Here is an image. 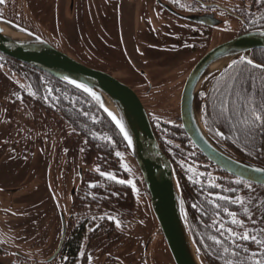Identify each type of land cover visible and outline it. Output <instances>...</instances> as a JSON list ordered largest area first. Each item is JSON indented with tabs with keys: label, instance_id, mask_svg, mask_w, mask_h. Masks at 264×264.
Listing matches in <instances>:
<instances>
[{
	"label": "trees",
	"instance_id": "obj_1",
	"mask_svg": "<svg viewBox=\"0 0 264 264\" xmlns=\"http://www.w3.org/2000/svg\"><path fill=\"white\" fill-rule=\"evenodd\" d=\"M0 57L6 58L2 54ZM244 58L253 63L247 64L245 59L235 60V64L232 61L213 79L210 98L205 105L208 116L202 112L201 121L207 133L225 149L244 160L263 164L264 135L261 132L264 130L252 125L251 121L249 125L252 130H249L248 126L241 125L240 115L231 120L219 115L220 99L227 93L230 100H236L235 92L240 90L241 85L249 89L242 93L248 96V103L264 104V70L255 67L264 64V49L248 52ZM238 75L240 79L234 80ZM232 84L236 88L228 93L225 86ZM26 87L27 113L32 115V122L50 123L61 140L68 168L76 160L81 166L80 179L66 220L68 236L60 252L63 263L93 262L88 250L103 252L107 246L113 250L117 243L126 241L120 236L124 233L121 224L134 219L136 203H141V200L149 202V193L136 162L133 160V165L129 159L132 156L122 136L96 98L28 65ZM247 115V112L243 113V116ZM158 123L159 134H154L161 150L175 168L183 218L201 264H225L226 259L233 261V264H254L258 257H253L251 253L260 251L256 244L244 241L243 246L237 244L234 249L230 247L232 242L229 240L224 245L229 248L225 253L211 237L217 235L221 222L226 227L242 230L239 226L231 225V218L223 211L224 208L236 212V218L245 221L247 231L259 234L264 229V186L232 176L212 164L187 138L179 124ZM217 132L225 135L219 136ZM125 155L129 162L125 160ZM131 167H136V175ZM101 172L111 173L116 179L103 176ZM238 180L242 183L237 184ZM140 192L142 196L137 197ZM217 194L230 199H218ZM233 200L237 202L233 203ZM216 203L221 206L219 209ZM260 238L264 239V236ZM243 247H247L248 251L245 252ZM233 251L237 254L233 255ZM1 259L3 256H0ZM7 264L16 263L8 261Z\"/></svg>",
	"mask_w": 264,
	"mask_h": 264
},
{
	"label": "rangeland",
	"instance_id": "obj_2",
	"mask_svg": "<svg viewBox=\"0 0 264 264\" xmlns=\"http://www.w3.org/2000/svg\"><path fill=\"white\" fill-rule=\"evenodd\" d=\"M28 1L30 12H27V0H4L0 5L5 19L20 22L24 26L32 25L35 34L93 69H108L113 61L124 63V59L127 61V55L136 70L143 71L146 80H149L144 81V85L149 82L152 86V95L141 97L140 100L154 119L153 122L172 124L178 120L181 90L192 64L182 65L183 62L189 61L187 58L182 62V59L176 62L169 61L170 58L162 60L159 53L153 56L159 55L161 60L157 64L161 68L145 61L142 53L145 41L140 34L146 19L154 21L156 18V22L152 24L169 25L176 23L173 19L161 18L156 13L148 17L146 13L136 10V0H122L121 3L119 0H112L113 9L115 4L117 7L116 14L110 10L104 23L99 15H104L102 8L106 7L109 0ZM235 28L236 26L229 24L223 32L211 35L209 44L214 46L230 40L235 36ZM99 45L105 50L109 49L113 58L111 62L95 52L94 47L99 48ZM3 70V73H0V100H3L5 95L12 94L13 90L17 94L21 87L26 88L17 68L8 70L7 73L13 76L12 78L4 74L6 69ZM111 70L108 71L119 77L116 74L120 72L118 66ZM180 71L184 72L177 74ZM120 79L123 78L120 76ZM210 80L213 79L207 78L200 87L201 111L204 108V95L201 93H206ZM143 88L145 90L147 87ZM144 94L145 92L142 95ZM19 113L22 114L20 120L27 122V133L24 135L27 144L21 145L19 149L11 146V142L6 139L8 135L12 137L13 132L18 129L8 133V129L4 130L5 122L0 117V244L10 248L9 257L12 259L9 262L12 263L20 264L21 261V264H24L23 260L13 258L21 254L29 257L24 261L25 264H31L30 260L33 258L36 260L33 264H69L63 263L61 248L55 256L54 253L61 235L60 215L64 214L66 220L68 219L71 192L78 185L81 166L76 160L70 170H67L68 160L61 148V140L50 123L32 122L33 117L30 112L27 113V108L19 109ZM228 113L230 112H225L223 117L228 116ZM25 124L22 121L19 123L21 127ZM9 125L13 127V124ZM19 131H16V134ZM126 159L129 162L127 155ZM129 159L134 165L133 157ZM131 169H135L136 175V167ZM139 196H142L141 192L137 195ZM136 204L134 219L121 224V230L127 234L126 241L117 246V251L107 246L103 251L104 255H96L93 257V263L87 264H174L158 231V224L149 202L141 200V203ZM0 263H8V260L3 258Z\"/></svg>",
	"mask_w": 264,
	"mask_h": 264
},
{
	"label": "water",
	"instance_id": "obj_3",
	"mask_svg": "<svg viewBox=\"0 0 264 264\" xmlns=\"http://www.w3.org/2000/svg\"><path fill=\"white\" fill-rule=\"evenodd\" d=\"M256 49H264L263 30L245 32L206 52L187 75L181 90L179 111L184 133L212 164L232 176L264 186V141L263 164L234 155L207 133L201 121L199 107L200 87L203 82L207 78L214 79L232 61L242 59L246 53ZM0 54L84 92L86 91L77 85L83 84L92 90L86 93L98 98L102 110L122 136L136 162L149 193L151 212L174 264H201V258L190 239L183 218L181 191L175 168L161 150L138 95L112 75L83 65L37 34L1 16ZM65 77L68 79L65 80ZM73 80L77 83H71ZM117 120L124 125L131 137V145L121 132ZM62 227V236L54 256L59 252L65 238L64 217Z\"/></svg>",
	"mask_w": 264,
	"mask_h": 264
},
{
	"label": "flooded vegetation",
	"instance_id": "obj_4",
	"mask_svg": "<svg viewBox=\"0 0 264 264\" xmlns=\"http://www.w3.org/2000/svg\"><path fill=\"white\" fill-rule=\"evenodd\" d=\"M109 1L110 2H108L106 7L102 8L104 15L102 14L99 15V18L103 23L105 21L106 14L110 10L115 11V14L117 11L116 4H115V9H113L114 3L112 2V0ZM121 1L122 0H119V3H121ZM40 4H41L40 5L41 10L43 11L44 8L42 2H40ZM134 7L136 8V10H140V12L146 13L148 17L156 13V15L161 18L170 17L176 22L170 25L165 23L152 24V22H156V18L153 19L154 21H148L147 19L145 20V23L143 24V28L140 32V34L143 37V40L145 41L144 48L142 50V53L145 57V61L150 62L152 64H156L159 67V64H157L161 60L159 59V55H161L162 60L170 58L169 61L171 62H176V60L178 59H182L180 60L182 62L184 58H187L189 59V61L183 62L182 65H186L189 63L192 64L191 66H189L188 73L206 52H208L213 47L225 42L223 41L213 46L209 44L211 35L223 32L224 29L228 28L229 24L236 26L234 37L243 34L245 32L258 30V29L262 30L264 26V2L254 3V0H136L134 2ZM30 11L31 9L29 5V1L27 0V12ZM2 12H3L2 6L0 5V16L6 18ZM12 22L35 33L33 31L32 25L24 26L20 22L17 21H12ZM48 43L54 46L52 43L50 42ZM94 49L95 52L103 59L110 62L111 60H113L109 52V49L107 48L106 50L103 49L102 45H99V48L98 46H95ZM124 53L126 55L125 51ZM148 53L152 55L149 56ZM158 53H159L158 56H153L154 54H158ZM5 57L6 58L0 57V73H3L4 71L3 69H6V72L4 74H7L9 76V74L7 73L8 70H12V68H17L20 71L19 74L23 77V80L27 84V65L23 64L25 66L24 67L20 65L22 63L14 59H11L7 56ZM125 57L127 61L123 57L124 63H118V61L116 62L113 61L112 62L113 64L109 66L110 69L108 68V69H97V70L104 71L115 77L114 74L108 70H111L113 68H116V66H118L120 72H116V74L119 75V77H115L116 79L129 86L138 95V97L140 96L139 97L140 99L141 97L144 98L145 96H149V95L151 96L152 95L151 93L153 92L151 84H148L149 82H146L144 85V81H149V80H146L143 71L136 70V67L129 62L127 55ZM182 72L184 71H180V73L177 74H181ZM120 76L123 79H120ZM9 77L12 78L13 76H9ZM132 81L135 82L132 83ZM214 81L215 80H210L208 82V87L205 93L206 95H204L203 98L204 109L206 103L210 98V91L212 89L211 86L212 83H214ZM11 83H13V81H11ZM145 86L147 88L144 90L143 87ZM18 92L16 94L13 90L12 94L9 93L3 97V100H0V117L5 122L4 130L7 131L8 129V133L10 131H13L14 129L20 130L18 134H16V131H18L16 130L15 132H13L12 137H10L9 135L6 137V139H8V141L11 142L10 143L11 146L18 147L19 149L21 145L27 144V139H25L24 137V135L27 133V127H26L27 122L24 120H20L22 114L19 113V109L27 108V87L26 88L21 87V89ZM143 92H145L144 96L142 95ZM18 102L24 103V105L23 104L20 105V103ZM146 112L148 114L153 132L158 136L159 123L156 124L155 122H153L154 119L152 118V116H150L148 109H146ZM202 112L203 114L205 113V115L208 116L206 109L205 111L202 110L201 113ZM18 117L19 120H17ZM21 121L24 122V124L26 123L24 127H21L19 125ZM9 124H13V127L12 125ZM172 124H176V125L179 124L182 128L180 122V113L178 116V120H176ZM67 170L70 169L67 167ZM75 188L76 187H74V189L71 192V200ZM70 205H71V201H70ZM62 217H64L65 228H67V221L65 215L62 214L60 215V226H61L60 239L63 230ZM26 228L27 225L25 226V229ZM65 231H66L65 238L62 243L61 250L68 236V232L66 229ZM126 235L127 234L123 233L120 236L125 238ZM122 243L123 242H120L119 244L117 243L115 245L116 246L115 249L113 250L117 251V246H119ZM88 251H90L88 254L90 258L93 257L95 258L96 255L99 256L104 255L102 251H95V250H88ZM10 254H11L10 248L0 244V256H3V258L6 259V261L7 260L9 261L12 259L9 257ZM13 258H15V260L17 258L23 260V263L25 264V262L28 260L27 258L29 257L20 254V255H15ZM34 261H36L35 258H33V260H30V263L33 264L32 262ZM99 262L100 259L98 260V263ZM19 263H21V261H19Z\"/></svg>",
	"mask_w": 264,
	"mask_h": 264
},
{
	"label": "snow or ice",
	"instance_id": "obj_5",
	"mask_svg": "<svg viewBox=\"0 0 264 264\" xmlns=\"http://www.w3.org/2000/svg\"><path fill=\"white\" fill-rule=\"evenodd\" d=\"M3 2H4V0H0V3H3ZM260 2H264V0H254V3H260ZM242 59H245L247 64L253 63L252 60H247L246 58H242ZM235 63L236 62L233 61V64H235ZM255 67L259 68L261 70H264V64H257V65H255ZM242 74L243 73H240V75H242ZM240 75L234 77L233 79L238 81L240 79ZM64 79L67 80L68 78L65 77ZM71 83L76 84L77 82L75 80H73V81H71ZM77 86L80 88H83L86 92L92 91L91 89L87 88L83 84H79ZM225 87L227 89V92L231 93L236 88V85L235 84L226 85ZM49 91H51V90H49ZM248 91H249V89H245L241 85L240 90L235 92L236 100H230L228 94L227 93L224 94L223 98L220 99V101H219V103H220L219 115L224 116L225 112H230L231 115L225 116L224 117L225 120H231L233 117L240 115V116H242V123L245 126H248L249 130H252L250 125H249V121H251L252 125H256L258 129L264 130V104L256 105V104L248 103L247 102L249 99L248 96L242 95V93H245ZM33 95H34V93H33ZM93 95H95V93H93ZM201 95H206V94L201 93ZM46 99H47V97H46ZM240 101H243V102H240ZM244 112H247L248 115L243 116ZM85 115H87V113H85ZM109 115H112V113L109 112ZM113 119L116 120V117L113 116ZM116 122L119 125L121 132H123L125 139L128 141L129 145H131L132 139L129 136L128 132L126 131L124 125L119 120H117ZM233 127H235V125H233ZM261 134L264 135V131H262ZM217 135L224 136L225 134L223 132H217ZM117 155L120 156L121 154L117 153ZM97 171H99V169H97ZM101 175L108 176L110 179H113V180L116 179L115 175H113L111 173L101 172ZM120 182L124 183V181H120ZM240 183H242V181L238 180L237 184H240ZM232 191H234V189ZM210 195H211V193H210ZM218 199L229 200L230 198L223 196V195H218ZM238 199L239 198H237V200ZM237 200H233L232 202L235 203V202H237ZM213 203H215V201H213ZM240 203L243 204V201L241 200ZM215 206L217 209H219L221 207L218 203H216ZM193 207H196V205H193ZM223 211L226 212L228 217L231 218V225L239 226V228H241L242 230L237 231L233 227H230V226L226 227L225 224L223 222H221L219 224V232L217 233L216 236L211 237V239L214 241V243L216 245H219L223 249V251L225 253H227L229 251V248L224 247V245L227 244L229 240L232 242L230 247H233L234 249H235V246L237 244H241L243 246L244 241H251L252 243L256 244L258 246V248L260 249V251H253L251 253V255L253 257H258V259H256L254 261V264H264V239L260 238V236H264V229H261L259 234H253V233L246 230L244 220L236 218L237 217L236 212L230 211L228 208H224ZM245 211L247 212V209H245ZM219 215H220V212L218 211L217 216H219ZM109 218L112 219L111 217H109ZM252 222H253V224H255V220H253ZM117 224H119L118 221H117ZM225 237H227V239H225ZM243 250L245 252H247L248 248L243 247ZM232 254L236 255L237 253H236V251H233ZM225 264H233V261L226 259Z\"/></svg>",
	"mask_w": 264,
	"mask_h": 264
},
{
	"label": "bare ground",
	"instance_id": "obj_6",
	"mask_svg": "<svg viewBox=\"0 0 264 264\" xmlns=\"http://www.w3.org/2000/svg\"><path fill=\"white\" fill-rule=\"evenodd\" d=\"M216 66H214V68H215ZM140 97V96H139Z\"/></svg>",
	"mask_w": 264,
	"mask_h": 264
}]
</instances>
